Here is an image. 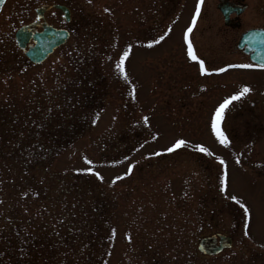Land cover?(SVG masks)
<instances>
[{
    "label": "rangeland",
    "instance_id": "rangeland-1",
    "mask_svg": "<svg viewBox=\"0 0 264 264\" xmlns=\"http://www.w3.org/2000/svg\"><path fill=\"white\" fill-rule=\"evenodd\" d=\"M218 2L203 0L192 25L198 0L6 1L0 14V224L15 213L18 226L46 238L62 264H264V73L228 67L250 62L236 50L240 33L225 26ZM51 4L67 6L70 21L51 8L40 22L67 29L70 37L34 65L14 35L37 20L36 9ZM189 26L193 50L212 75L201 76L187 57ZM126 50L124 79L117 65ZM221 67L227 71L217 74ZM244 87L250 92L221 122L229 139L224 147L211 117ZM50 99L69 114L63 122L68 138L54 158L55 178L45 181L35 162L23 164L33 158L26 145L35 142L12 117L21 119L37 101ZM177 139L187 146L166 152ZM195 144L213 155L195 151ZM30 176L36 193L32 186L23 191ZM117 176L124 178L113 184ZM55 179L80 191L60 190ZM79 199L83 208L76 207ZM219 234L232 238V248L214 256L198 252L201 239Z\"/></svg>",
    "mask_w": 264,
    "mask_h": 264
},
{
    "label": "trees",
    "instance_id": "trees-1",
    "mask_svg": "<svg viewBox=\"0 0 264 264\" xmlns=\"http://www.w3.org/2000/svg\"><path fill=\"white\" fill-rule=\"evenodd\" d=\"M47 102L48 104L37 101L35 105H32L33 109L30 113L21 119L12 117V124L21 123L23 130L27 132L28 139L31 140L30 142H35L29 147L26 145L25 151L32 152L33 158L31 161L23 162V164L35 162L32 164L34 171L40 173L45 181L52 179L51 168L54 158L67 144L65 139L68 138V133L65 131L63 122L69 118V114L64 112L63 108L59 106V102L54 103L55 101L51 99ZM37 109L41 110L36 112ZM35 123H39L36 126V131L31 129ZM21 138L19 137V139ZM55 180L61 186L62 189L60 190L76 188L80 191L81 186L78 184ZM35 181L33 176L26 177L22 183L23 191L32 186V192L36 193L38 189L35 188ZM43 186L44 182L41 188ZM24 195H28V193L25 192ZM81 201L79 199L75 203L76 207H84ZM17 217L15 213H12L9 221H5L8 223L0 224V264H62L65 261L63 258L55 257L57 252L53 250L49 252L52 245L48 243L46 238L25 233L23 228L18 226L20 223L16 220ZM68 218H73V216L68 215Z\"/></svg>",
    "mask_w": 264,
    "mask_h": 264
},
{
    "label": "water",
    "instance_id": "water-1",
    "mask_svg": "<svg viewBox=\"0 0 264 264\" xmlns=\"http://www.w3.org/2000/svg\"><path fill=\"white\" fill-rule=\"evenodd\" d=\"M6 0H0V12ZM55 8L63 12L66 23L70 21V11L62 5L45 6L36 9L37 20L29 25L22 26L15 33L17 47L23 51L28 60L33 64H41L49 58L54 51L64 45L70 34L67 30L56 29L46 22L41 23L45 10ZM228 14H225L227 18ZM42 28L40 32L38 29ZM264 32L253 30L246 33L240 47L247 46L245 52L250 54L251 60L257 64L264 62ZM232 247V238L224 235H214L203 238L198 245V251L207 255H216L226 248Z\"/></svg>",
    "mask_w": 264,
    "mask_h": 264
},
{
    "label": "snow or ice",
    "instance_id": "snow-or-ice-1",
    "mask_svg": "<svg viewBox=\"0 0 264 264\" xmlns=\"http://www.w3.org/2000/svg\"><path fill=\"white\" fill-rule=\"evenodd\" d=\"M89 3H91V0H89ZM203 3V0H198V3L196 5V14L193 16L192 19V25L195 24L196 22V17L199 15L200 12V6ZM104 11L107 13L110 10L105 8ZM192 26H189L184 34V39L185 42L187 44V57L188 59H190L191 61H194L195 63H197L199 65V74L201 76H208V75H212L213 73L211 71H209L206 67H205V62L203 59H200L195 51L193 50V45L191 43V41L188 38V34L192 32ZM167 35V33H165L164 35L160 36L159 39L154 40L150 43L147 44V47L151 48L153 47L154 44H158L160 43V41L165 39V36ZM129 56V51L126 50L123 54V56H121L120 58V63L117 65V67L120 70L121 75H124V61L125 59ZM229 68L232 67H238V68H250L252 67L251 64H240V65H229ZM257 67L264 69V62L260 63L259 65H257ZM216 73H223L225 71H227V68H218L215 70ZM124 79H127V76L124 75ZM250 92V88L248 87H244L241 91H239L236 94H233L231 96H228L227 98H224L222 100V102H220L218 104V106L215 108L214 113L211 117V130L215 136V138L217 139V141L223 145L224 147H227L229 145V139L228 137L225 135V132L221 129V122L224 119V115L226 110L229 108L230 105H232V103L234 101H239L241 100L247 93ZM144 121L145 123H147L148 121V117H144ZM156 137H153V139H155ZM187 146V142L184 139H177L171 146H169L166 149V152L168 153H172L177 151L178 149L182 148V147H186ZM194 150L200 153L205 154L206 156H212L213 153L205 146L201 145V144H195L194 145ZM155 155H161V153H155ZM219 159V158H218ZM86 163L91 164L90 160L86 159ZM219 163L221 165L225 164V161L223 159H219ZM237 164L240 163L239 160L236 161ZM134 165H129L128 167V171L127 173H125V175H129L132 172ZM89 172H91V169H88ZM93 175H96L98 179H102V177L100 176V174L98 172H93ZM226 176L227 173L225 172L224 175H222L220 177V184H221V188L220 191H225L226 190ZM123 176H117L112 183L114 184L117 180L123 179ZM232 200H234L236 203H238L240 205V207L243 209L244 212V216L247 218L249 217L250 213H249V209L243 204L241 203L240 200H238L235 196L231 197ZM245 227H247V224L245 225ZM245 236L248 235L247 232L244 233ZM130 239V238H129Z\"/></svg>",
    "mask_w": 264,
    "mask_h": 264
},
{
    "label": "flooded vegetation",
    "instance_id": "flooded-vegetation-1",
    "mask_svg": "<svg viewBox=\"0 0 264 264\" xmlns=\"http://www.w3.org/2000/svg\"><path fill=\"white\" fill-rule=\"evenodd\" d=\"M218 9L220 10L223 16V22L225 26L240 33L237 45L235 47L236 50L241 51L244 56L248 57L249 62L253 68L264 73V69L257 67L256 64L250 61L249 55L245 53L247 46H244L243 49L238 48L240 38L245 32L251 29H262L264 31V0H219ZM249 11V16L245 18L244 16ZM49 13L50 12H48L47 14ZM225 14H228L227 18L225 17ZM254 17L257 19L258 22L261 23H254ZM245 24H251L253 25V27L241 31Z\"/></svg>",
    "mask_w": 264,
    "mask_h": 264
}]
</instances>
